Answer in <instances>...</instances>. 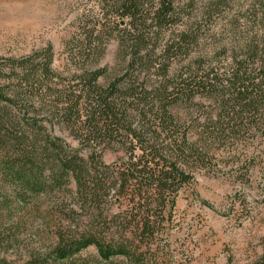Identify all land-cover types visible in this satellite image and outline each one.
Here are the masks:
<instances>
[{"label": "trees", "instance_id": "16d2710c", "mask_svg": "<svg viewBox=\"0 0 264 264\" xmlns=\"http://www.w3.org/2000/svg\"><path fill=\"white\" fill-rule=\"evenodd\" d=\"M222 1L206 0L202 13ZM260 5L259 30L248 33L240 45L244 56L234 57L223 73L209 68L178 81L164 78L165 82L148 87L136 84L129 72L101 82L104 66L86 69L75 85L63 87L62 80L48 82L61 73L52 66L51 45L42 48V62L31 55L5 57L8 62L0 63H10L12 71L7 73L18 82L8 87L0 65V170L12 186V192L0 199V264H12L9 252L21 247L20 203L42 193L57 197L54 205L67 214L58 216L55 242L33 248L29 263L114 264L116 255H124L126 264H158L149 260L147 252L152 249L151 239L163 231L168 205L171 211L178 190L194 177L187 156L203 159L209 152L200 142L203 138L188 135L171 106L210 94L218 108L199 120L211 139L237 136L247 128H257L264 135V127L260 130L264 126V0ZM181 6L178 0H98L100 16L88 34L99 37L103 25L112 22L121 34L119 56L128 62V69L137 63L150 66L160 58L170 60L176 49L183 51L193 31L187 24L158 42L161 30L180 19ZM87 47L83 51L93 61L105 51V46L92 42ZM163 65L166 75L171 63ZM41 86L44 94L64 100L61 105L59 101L49 104L48 110L68 120L70 132L82 144L92 145L88 156L48 125V116H40L35 102L43 98L33 89ZM115 142L128 154L109 176L105 173L111 165L102 158L103 148ZM115 202L117 210L112 206ZM139 240L147 247L138 248ZM92 244L97 255L81 253ZM248 264H264V244L261 254Z\"/></svg>", "mask_w": 264, "mask_h": 264}, {"label": "rangeland", "instance_id": "374dc122", "mask_svg": "<svg viewBox=\"0 0 264 264\" xmlns=\"http://www.w3.org/2000/svg\"><path fill=\"white\" fill-rule=\"evenodd\" d=\"M205 1L178 0L183 9L180 19L164 27L159 34L158 42H161L173 30L177 33L189 24V31H193L186 37L183 51L176 49L170 60L160 58L156 63L148 62L150 66L137 63L128 69V62L119 56L121 34L112 22L103 25L105 30L99 37L88 34L100 16L99 7H96L98 0H0V62H8L5 57L22 55H31L36 58L35 62H42V48L51 45L54 53L52 66L61 73L54 74L48 82L55 84L62 80L59 84L63 87L75 85L79 74L86 69L104 66L107 70L100 77L101 82L129 72L137 80L136 84L143 82L148 87L157 85L164 78H167L166 82L178 81L209 68L223 73L236 59L234 57L244 56L240 45L248 33L259 30L260 0H223L217 7L202 13ZM89 42L96 47L105 46L98 61H93L86 54L88 51H83L88 49ZM168 61L171 65L164 75L163 63ZM9 64L0 63L7 78L5 82L11 87V82H18V79L9 77L8 73L12 71ZM42 89V86L33 89L43 98L39 103L37 97L35 102L40 116H48L47 124L88 156L92 145L82 144L80 138L70 132V122L61 115H53L52 109L48 110L51 108L49 104L59 101L61 105L64 100L57 95L44 94ZM217 108V101L210 94L197 95L188 101L182 99L171 106L185 123L188 135L193 139L203 138L200 142L208 147L209 152L203 159L187 156V165L194 177L178 190L171 211L168 205L163 231L151 239L152 249L147 252L152 258L149 260H157L158 264H248L262 252L264 135L257 128H247L237 136L211 139L204 131L202 116L216 112ZM263 127L261 125V131ZM127 154L118 142L104 147L102 158L111 165L105 174H113L118 161ZM95 165L99 166L93 163ZM110 191L114 192L115 188ZM11 192L12 186L0 170V199ZM49 196L43 193L33 195L26 204L20 203L23 205L20 208L21 247L9 252L12 264H31L28 258L33 248H46L55 242L58 216L67 213L58 211L54 205L57 197ZM13 202L18 206L14 197ZM71 204L68 201V205ZM112 206L117 210L118 202ZM137 244L138 248L147 247L144 240L137 241ZM81 253L97 255L98 250L92 244ZM113 261L114 264L127 262L124 255H116Z\"/></svg>", "mask_w": 264, "mask_h": 264}]
</instances>
